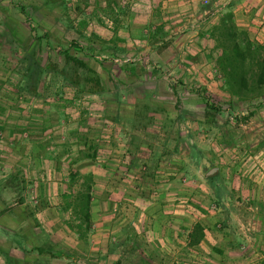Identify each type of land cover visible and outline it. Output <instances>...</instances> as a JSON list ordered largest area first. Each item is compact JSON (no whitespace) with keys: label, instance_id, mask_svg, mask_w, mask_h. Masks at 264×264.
<instances>
[{"label":"rangeland","instance_id":"obj_1","mask_svg":"<svg viewBox=\"0 0 264 264\" xmlns=\"http://www.w3.org/2000/svg\"><path fill=\"white\" fill-rule=\"evenodd\" d=\"M111 1L65 0L72 18L69 19L59 7L55 12H50V6L45 5V0H0V106L4 110L3 114L0 113V124L5 125V131L0 133V181L8 180L12 184L9 189L0 192V213L5 211L4 215H0V224L3 223L10 234L19 232L27 235L24 252L16 249L12 241L10 244L2 234L0 243L4 249H11L15 261L22 264H103L104 261L108 264L110 261L104 255L106 251L101 250L103 242L104 244L107 242L106 237L92 238L88 235L86 239L80 240L79 244L76 243V237L70 233L71 229H74L70 216L60 219L52 214L50 218L44 219L42 215L30 217L28 214L30 211L35 215L40 214L39 206L35 202L40 197H37L38 193L35 192L34 186V181L39 179V172L33 169L36 157L32 151L29 153V143L21 130L29 122V116L47 114L44 110L50 107L55 110V105L51 106L54 101L63 105V112L69 113L68 116H62L63 120L70 123L66 125L67 129L74 128L77 120H80L82 127L80 129L82 131L68 129L69 131L64 133L67 136L62 139L63 144L66 143L64 146H72L69 143L72 139H77L80 146H83L81 138L94 140L97 151L101 149L99 158L104 168L107 162L104 155L107 151L106 145L117 150L116 159L113 160L125 169L121 181H125L123 183L131 202H128L124 209L121 208L123 205H120L121 207L118 205L117 210H112V213L119 215L126 212L131 219L138 210L145 214V208L154 201L162 200L164 202L161 204L170 208L169 211L172 210L174 216H178L174 218L178 223L184 214H188L187 216L192 217L190 219L192 225L201 222L207 231L213 229V235L216 232L215 239H218L220 234H226L230 242L234 241L236 236H241L245 240L248 228L261 229L263 226L260 220L254 223L248 217L251 207L258 206L261 210L264 194V93L247 101H233L229 100L230 94L229 98L227 96L226 100H223L212 95L215 90L204 89L200 78L212 82L216 90L225 91L224 87L216 85L218 83L215 81L219 78L216 59L220 56L215 45L207 51V57L212 62V70H195L196 72L187 70L191 76L188 82L192 89L181 92L180 97L170 90L174 81L171 82L169 76L165 78L152 72L157 70V65L165 72L183 71L182 55L187 57L188 54L199 50L195 38L186 44L183 43L184 40L191 38L193 31L202 30L199 26H202L200 23L203 17L197 16L196 13L198 11L204 13L207 9L209 12L204 16L213 17L212 13L217 8L224 4L227 7L231 0H207L205 10L193 8L191 21H184L185 24L190 22L189 27L184 23H178L182 18L178 15H183L182 13L177 15V12H168L169 8L162 10L161 7L154 8L145 3L150 0H117L122 8L118 16L122 26L118 32L121 30L120 33L125 36L122 37L124 40L119 37L121 41L117 46L108 43L109 38H113L112 30L115 25L108 15V5ZM150 3H153L152 0ZM19 5L26 6L29 13L28 21L20 11ZM168 15L176 16L169 24L171 28L163 21ZM209 21L210 19L206 20ZM159 23L164 24L162 36L156 39L146 38ZM186 26L190 30L186 29ZM31 29L35 31L32 32ZM44 34H48L49 37L43 40L42 49L37 52L42 68L40 81L34 86L26 84V87L24 79L28 80L25 74L27 66L32 62L29 58L35 41L34 36ZM47 41L49 45L46 44ZM175 41L180 45L183 43L185 48L176 54L172 52L177 60L174 62L168 59L171 57L170 45ZM72 42L77 46L73 47L71 51L73 54H78L80 49L91 47V54L100 58L102 67L96 64L95 68L101 72L104 77L103 84H107L108 87L120 89L122 85H130L131 88H136L137 84L138 88L149 94L155 90L156 97L152 98L153 101L150 99V107L143 110L139 106L135 109L134 106L123 104L119 110L120 122L113 116L117 112L116 109L109 110L108 116L107 109L97 101L94 102L96 105L82 107L81 104L90 99L87 94L77 93L78 84L83 80L80 81L75 75L64 79L60 73L65 66L61 50ZM152 42L155 43L154 46ZM21 45L25 48L23 53L19 48ZM158 51L161 52L160 55L163 54L162 57L157 56ZM131 67L137 70L136 74L129 75L123 71L131 70ZM139 70L144 71L140 73ZM198 71L202 75H199ZM172 76L174 79L177 78L174 74ZM202 96L210 97V102L221 110L220 113H216V121L213 123H206V105ZM75 100L81 101L80 105L69 103ZM138 111L150 112L145 117L146 123L140 122L141 118L135 114ZM250 112L253 115L245 120V116ZM56 117L57 115H54V120H57ZM177 119L180 121L179 124H175ZM79 126L80 124L78 128ZM14 131L17 133L16 136H10V132ZM81 134L84 135L81 137ZM52 140L50 146L54 145V139ZM73 145L76 147L77 144ZM257 151L260 152L257 154ZM155 153L161 156V162L152 178L148 173V166L154 165L150 158ZM213 168H217V171L210 175L216 176L212 183L207 179V173ZM14 174L25 180L26 189L22 193L15 192L16 185L11 181ZM168 183L169 186L165 188L164 184ZM233 184L238 185V189L233 187ZM252 189L255 193L251 192ZM252 196L260 197V200H253ZM20 197L25 200L24 203H19ZM169 211L162 207L158 212L162 217H166L169 216ZM35 220L39 224L38 230L34 225ZM47 222H50L51 226L64 222L67 229L63 233L55 232L53 229L54 232L46 231V228H49L44 226ZM130 222L133 224L134 221ZM146 223L150 225V222ZM164 224L166 226V223ZM127 225L131 226L129 222ZM32 230L39 231L40 236L34 237ZM170 230H173L171 226ZM176 233L174 230L171 232L173 235L163 233L158 236L159 240H164L168 249H163V242L153 240L161 248L159 256L167 257V260L174 261V264L186 263L182 259L188 257L184 251L186 247H183L187 235L185 237L182 233L179 235ZM47 236H50V240L58 249L65 252L63 258L51 259L50 256H38L31 251L35 244L45 242ZM146 237L143 243L154 235L149 233ZM112 238L115 240L111 243L113 246L117 244L118 247L120 238L117 236ZM165 238L169 240L165 242ZM139 241L141 239L138 238L137 242ZM207 242L210 243L209 240ZM217 244L222 245L220 241ZM143 253L145 257L149 256L147 248H144ZM121 256L122 258L125 256L123 258L125 264L126 258L133 261L138 258V252L134 249L126 250ZM139 257H142L141 253ZM189 259L194 260L190 261V264L200 263L196 258ZM0 264H6L1 255Z\"/></svg>","mask_w":264,"mask_h":264},{"label":"crops","instance_id":"obj_2","mask_svg":"<svg viewBox=\"0 0 264 264\" xmlns=\"http://www.w3.org/2000/svg\"><path fill=\"white\" fill-rule=\"evenodd\" d=\"M150 1L145 3L154 8L161 7L160 10L169 8L167 10L168 12H177V15L178 13H182L183 15H178L182 17L178 20V23L184 24L186 23L184 21H191V16L193 17V14H191L193 8L195 9L198 7L205 10L204 7L207 2V0H163L162 2H160V0H152L153 3H150ZM225 7L226 4L217 8L215 12L212 13L213 17L204 16L209 12V10L207 9L204 13H200V11L196 13L197 16L200 15L203 17V20L200 23L202 26H199L200 29L202 27V30L198 32L193 31L192 35L190 36L191 38L188 40H184L185 42L183 41V43L186 44L192 38H195L194 40L195 43H197L199 50L197 52H192L193 54L191 55L188 54L187 57H183L182 55L181 61H183L184 63L183 71L178 72V70H173L170 72H165L164 70L159 69L160 65L156 66L157 70H152L153 74H160V76H163L165 78H168L169 76L170 81H174V84L170 86V90H172V92L176 96L180 97L181 92H187L192 89V85L188 82L191 79V76L189 73H187V70L189 72L191 70H212V62H210L207 57V51L212 49L215 44L213 40L209 39L208 34L211 28L218 24L221 15L226 9ZM233 10L235 22L238 28L242 31H245L248 34L250 40H252L254 43L264 45V0H238ZM175 17H171L170 15H168L163 19V21L169 25L171 24L170 22L173 21L172 18ZM208 19H210V21L206 22V20ZM185 25L189 27L190 22L189 24ZM187 26L186 29H188ZM169 27L171 28L172 26L169 25ZM120 32L121 30L118 32V36L120 38L125 37ZM205 36H207V38H205ZM111 38L112 37H110L109 40ZM122 39L124 40V38ZM183 43L182 45H180L178 41H175L172 43V45H170L171 57L168 60L171 59L174 60V62L177 61L174 58L173 54H176L179 52V50H183L185 48V45ZM201 43L202 46H200ZM172 52L174 53L172 54ZM160 53L161 52L157 54L158 57L163 56V54L160 55ZM139 71L140 73H142L141 70ZM172 74H174L177 78L174 79L173 76L171 77ZM198 74L202 75L200 71H198ZM218 77L219 78L215 80L218 83L216 85L224 87V80L221 78L220 73L218 74ZM200 81H202L201 85L204 87V89L213 91L215 90V92H212V95H216L217 98L223 100H226L227 96L229 98V94L223 91V89L222 91L216 90L212 82L201 78ZM135 85L136 88H131L130 85H122V88L118 89L114 86L108 87L107 84H104V87L106 89L104 93L105 95L100 96L97 94H89L87 95V97L90 96V99L87 101L84 100L86 101L83 102L85 104L82 103L81 105L82 107L92 106L96 105V103L94 102L97 101L98 103L102 104V107L109 110L111 106H114L116 104V98L119 97L121 99L120 105L128 104V106H137L138 103L143 102L144 99H147V92H144V90L138 88L137 84ZM149 96H152L151 100L153 101L152 98L156 97L155 90H153L150 94L148 93V97ZM231 97L232 96H230L229 100L233 99L234 101L235 99ZM69 103H77L76 105H80L81 101L77 102L75 100L72 102L69 101ZM52 105H55V110H52L53 108L50 107V109L44 110L47 114H40V116H29V122L25 124L26 126H23L24 132L22 133V135L26 137V140L29 143V153H31L32 151L36 157L34 161L36 164L33 169L37 170V173L39 172V179L38 181H34V186L35 192L38 193L37 197H40L39 200L35 201L39 206L38 211L40 214L36 213L35 216L40 217V215H42V217L45 219L50 218L51 216H53L52 214H54V216H58L60 217V219H64V216H66V214H63L60 210V207H62V203L64 200L63 195L65 193L77 194L78 192L77 186H74L72 189L68 188L69 178L74 176L75 174H78V176H82L90 173L93 175V189L91 207L92 229L89 235L92 236V238H97L98 236L106 237L107 242H105L106 244H104L103 242L101 250L106 251V253L104 252V255L105 257H108V261L110 260L108 264H116L117 262H119V264H123V258L125 256H123L122 258L121 254L126 252V250L128 251L133 249L137 250L138 258H136L134 261L126 258L125 264H174V261L170 262L169 260H167V257L163 258V255L159 256V251L161 248H159L158 243L154 242L153 239H155V241L159 240L158 236L163 235V233H166V235H173L171 234V232H173L174 230L177 231V235H179V233H182L183 236L188 235L193 226L190 221L192 217L187 216L188 214H184V216H182L181 222L178 223L174 219L178 216H174L172 210L169 211L170 208H168L167 206L164 207L161 204L164 202L162 200L154 201L149 207L145 208V214H141V211L138 210V212L134 214L131 219L129 214L126 212H122L119 215L112 213V210H117L118 205H123V207H120L124 209V206H126L128 202H131V198L128 196L126 186L123 183L125 181H121V177L125 169L121 165L119 166L117 161L115 163V161L113 160L116 159L115 151L117 150L114 147L109 146L108 144L106 145L107 147L105 148V150L107 151L104 153V155L105 157H107V162L104 164V168L102 167L99 158V152L101 149L97 151L96 159L91 160L84 158L82 153L84 147L80 146V142L77 139H72L69 142L72 144V146H64L66 145V143L63 144L62 139L67 137L64 133H66L68 129L70 131H82L80 130L82 128L81 123L80 120H77L75 126L76 128L74 127L67 129L66 125L70 123H68L67 120H63L62 116H68V111L63 112L64 107L63 105L59 104V102L54 101L51 106ZM54 115H57V120H54ZM182 123L184 122L182 121ZM78 124H80L79 128ZM177 124H179V122ZM16 134L17 133L15 132H10V136L12 137H15ZM84 134H81V137ZM19 135L22 136L21 134ZM52 139H54V145L50 146L51 141H53ZM73 144H77L76 147ZM258 152L260 151H257V154ZM111 163H114V165H112ZM169 184L170 183L164 184L166 186L165 188H167ZM233 185V187L235 188L238 187V185L236 186V184ZM169 190H171V187L169 188ZM169 190L167 189V191ZM251 192L255 193V190L252 189ZM262 197L263 201L261 210H259L260 208L256 206L251 207V212H248V218L251 219L252 222L255 223L260 220L263 223L261 229L248 228L245 240L244 238H241V236H236V238H234V241L232 242L228 240L226 234H220V237L218 239H215L216 232L215 235H213V229H210L209 231H207L206 229L205 238L197 247L189 248L187 240L183 241V247H186L184 251H186L188 257L186 259H182L186 263L181 264H190V261H194L192 259L190 260L189 257L200 260V263L198 264H264V194ZM252 199L255 201H259L260 197L252 196ZM52 205L54 206L51 208ZM162 207L165 211H169V216H161L160 212L158 211H161ZM139 214L140 219H138ZM132 220L134 221L133 224L130 222ZM128 222L131 225L129 227L127 225ZM146 222H150V225H147ZM143 223H145V225H143ZM164 223H166V226ZM111 224L113 225L111 226ZM173 225L176 227H173ZM44 226H48L49 228H46V231L51 232L58 231L63 233L65 232L64 230L67 229V225L64 222H61L56 226H51L50 222H47ZM170 226L173 230H170ZM149 229L151 231H148ZM70 233L74 235V237H76L75 241L79 244L80 239H78V237L76 236L74 229H71ZM149 233L151 235H154V237L150 239L152 242H150V240H146V242L143 243L142 241L147 238L146 235ZM112 236H117L118 238H120L118 247L117 244H114L113 246V244L111 243L112 240H115V238H112ZM134 237H138L139 239H141V241L137 242L138 238ZM166 240L168 241L169 238H165V242ZM208 240L210 241V243L207 242ZM159 241L163 242L164 244V240ZM218 241L222 243L221 246L217 244ZM235 241H238V244L239 242L241 244H237V246H234L233 243ZM104 245H106L105 248ZM166 246L167 244H164L162 246L163 249H168ZM144 248H147V251H149V256L145 257V254H142ZM140 253L142 257H139ZM112 257L113 260H111ZM103 264H105V261Z\"/></svg>","mask_w":264,"mask_h":264},{"label":"trees","instance_id":"obj_3","mask_svg":"<svg viewBox=\"0 0 264 264\" xmlns=\"http://www.w3.org/2000/svg\"><path fill=\"white\" fill-rule=\"evenodd\" d=\"M61 1V0H60ZM163 0H160L162 2ZM238 0H231L230 4L226 7L224 13L221 15L219 22L215 25L211 31L210 36L211 39L215 42V49L220 52V56L216 59V67L218 72L221 75V78L224 80V90L230 94L235 100L239 101H247L248 99L263 95L264 93V45H259L250 40L248 34L245 31H242L238 28L235 18H234V7ZM161 4V3H160ZM45 5L50 6L49 11L55 12L56 8L59 7V10L63 12L69 19L71 18L70 13L68 12L69 8L66 5L65 0L58 2L57 0H45ZM52 5V6H51ZM20 11L26 16V20H29V13L27 11L26 6H20ZM122 8L118 5L117 0L111 1L110 5H108V15L111 17L114 25L113 28V38L109 40L108 43H112L117 46L118 42L121 40L118 36V30L121 28V23L118 20V16L121 14ZM107 13V12H106ZM72 19V18H71ZM71 27V26H69ZM164 30V24L159 23L154 26V30L150 33L146 38L152 37L153 39L160 38L162 36ZM34 32L35 30H32ZM48 33V32H47ZM81 33V32H80ZM82 34V33H81ZM49 37L48 34H44V36H34V44L32 46V54L29 59L32 60L31 64L27 66V74H25L24 85L34 86L38 84L40 81V76L42 74V68L37 58V52L42 49L43 40ZM151 39V38H150ZM151 39V40H153ZM154 41V40H153ZM72 42L68 47H64L61 50V54L65 60V66L62 68L61 72L64 76V79L75 75L76 77L83 80V82H79L78 84V94H97L100 96L105 95V87L103 84V75L101 72L96 70V64L102 67V62L98 56H93L91 54V47H87L86 49H80L78 54H73L71 51L73 47L77 48L76 43ZM49 45V42H46ZM154 42H152V46H154ZM22 53L24 52V46L19 47ZM79 48V47H78ZM83 55L80 56L79 54ZM107 72L108 70H102V72ZM127 74H136V69L131 67V70H123ZM143 71V70H141ZM79 81V79H77ZM28 81V83H26ZM24 86V87H25ZM29 89V88H28ZM144 99L143 102L138 103L137 106L146 108L147 110L150 107V97ZM202 99L206 105L205 118L206 123L215 122L216 113H220L221 110L213 103L210 102V97L202 96ZM116 106H111L109 110L113 108L116 109L117 112L113 115L116 120L120 122V98H116ZM137 106H134L135 109ZM109 110L106 111L109 116ZM0 113L3 114L4 110L0 106ZM149 111L145 112H136L135 114L141 118L142 123H146V115H149ZM252 112L245 116V120H248L252 116ZM107 116V117H108ZM145 120V121H144ZM179 120V119H177ZM148 121V120H147ZM180 123V121H176V123ZM5 131V125L0 124V133ZM15 132V131H14ZM21 132H24L22 128ZM179 135V134H178ZM83 140L82 145L86 150H82L83 156L86 159L95 160L97 154V148L95 146L94 140H89L86 137L81 138ZM150 160L154 164L153 166H148L150 177H154V173L157 170L159 163L161 162V156L158 153H155L151 156ZM208 171V170H207ZM210 171V170H209ZM216 176H207V179L212 183ZM11 180L13 184L16 185L15 192L17 194L22 193L26 187L24 183V179L19 177L18 174H14ZM11 182L8 180L0 181V192L10 188ZM12 185V184H11ZM74 186L78 187L77 194L65 193L63 195V203L60 210L63 214H66V217L72 220L73 228L76 236L80 240H84L90 234L92 229V215H91V207H92V189H93V175L87 173L86 175L78 176L75 174L70 177L68 180V188L72 189ZM25 200L20 197L19 203H24ZM5 211L3 210L0 215H4ZM30 217H35V213L29 212ZM0 216V217H1ZM67 217V218H68ZM38 230V222L35 220ZM0 234L5 236L9 243L19 249L20 251H25V239L27 235L21 233L10 234L9 230L6 229V226L1 223L0 224ZM34 232L31 231L34 237H39V231ZM35 233V234H34ZM31 234V235H32ZM42 234H44L42 232ZM30 235V236H31ZM45 235V234H44ZM206 235V227L201 222H196L189 234L187 235V243L189 248L197 247L205 238ZM46 236V235H45ZM237 240V239H236ZM12 241V243H11ZM234 246H237L238 241H235ZM241 243L239 242L238 245ZM2 244L0 243V255L3 256L6 264H22L21 262L15 261L14 257L11 255V249H4ZM38 256H50L51 259L63 258L65 256V252L55 245L54 242L50 240V236H47V240L43 243L35 244L32 248ZM41 261V260H40ZM43 261V260H42ZM45 262V261H44ZM27 264V263H25ZM116 264H119L117 262Z\"/></svg>","mask_w":264,"mask_h":264},{"label":"water","instance_id":"obj_4","mask_svg":"<svg viewBox=\"0 0 264 264\" xmlns=\"http://www.w3.org/2000/svg\"><path fill=\"white\" fill-rule=\"evenodd\" d=\"M217 171V168H213L208 172V176L214 174Z\"/></svg>","mask_w":264,"mask_h":264},{"label":"built area","instance_id":"obj_5","mask_svg":"<svg viewBox=\"0 0 264 264\" xmlns=\"http://www.w3.org/2000/svg\"><path fill=\"white\" fill-rule=\"evenodd\" d=\"M186 181V180H185Z\"/></svg>","mask_w":264,"mask_h":264}]
</instances>
